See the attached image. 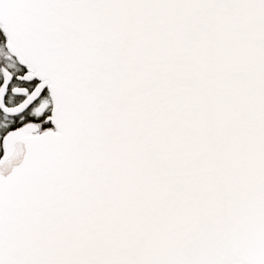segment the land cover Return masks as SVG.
<instances>
[{
    "label": "snow or ice",
    "instance_id": "6c2138e0",
    "mask_svg": "<svg viewBox=\"0 0 264 264\" xmlns=\"http://www.w3.org/2000/svg\"><path fill=\"white\" fill-rule=\"evenodd\" d=\"M0 264H264V0H0Z\"/></svg>",
    "mask_w": 264,
    "mask_h": 264
}]
</instances>
